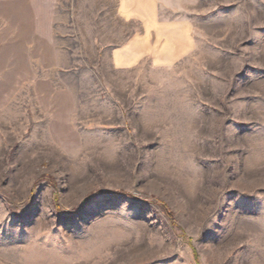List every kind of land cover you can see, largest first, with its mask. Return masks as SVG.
Listing matches in <instances>:
<instances>
[{"label":"rangeland","instance_id":"1","mask_svg":"<svg viewBox=\"0 0 264 264\" xmlns=\"http://www.w3.org/2000/svg\"><path fill=\"white\" fill-rule=\"evenodd\" d=\"M114 0H0V264H264V0H158L193 52L114 68Z\"/></svg>","mask_w":264,"mask_h":264},{"label":"crops","instance_id":"2","mask_svg":"<svg viewBox=\"0 0 264 264\" xmlns=\"http://www.w3.org/2000/svg\"><path fill=\"white\" fill-rule=\"evenodd\" d=\"M115 14L138 20L140 30L128 35L121 44L109 47V63L128 68L144 59L158 65H171L194 50L192 27L185 18H164L156 9L158 0H114Z\"/></svg>","mask_w":264,"mask_h":264}]
</instances>
